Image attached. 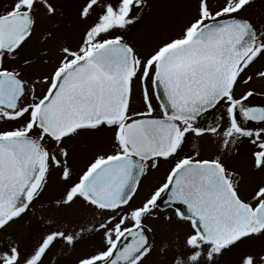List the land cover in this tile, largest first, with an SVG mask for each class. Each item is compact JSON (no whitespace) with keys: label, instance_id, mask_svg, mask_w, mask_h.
Wrapping results in <instances>:
<instances>
[{"label":"snow or ice","instance_id":"1","mask_svg":"<svg viewBox=\"0 0 264 264\" xmlns=\"http://www.w3.org/2000/svg\"><path fill=\"white\" fill-rule=\"evenodd\" d=\"M68 2H0V264L86 241L72 264H264V16L252 0H172L185 17L143 50L132 32L151 0H71L72 38ZM50 189L39 239L15 238ZM75 209L89 219L69 227Z\"/></svg>","mask_w":264,"mask_h":264},{"label":"rangeland","instance_id":"2","mask_svg":"<svg viewBox=\"0 0 264 264\" xmlns=\"http://www.w3.org/2000/svg\"><path fill=\"white\" fill-rule=\"evenodd\" d=\"M0 2H2V0H0ZM151 3L152 10L146 17L144 24L137 26V28L134 29L132 32V35L135 37L137 42L142 45L143 50H147L148 48H150L152 44L156 42L157 38L162 36L165 32L178 27V24L186 15V11L181 8L179 4H173L172 0H151ZM66 12L69 16V22L72 24V26L66 31L69 35V38H72V34L75 30V24L71 20L73 16L71 0H69L68 5L66 6ZM246 14L257 18L264 16V0H252L250 8L246 10ZM258 83L260 82L258 81ZM260 84L261 85H258L257 81H255V84L253 85L257 93L258 99L264 98L262 97L263 94L261 93L264 92V83ZM104 142H107V137H99L96 142V145L100 147L106 146ZM194 143L202 145L205 154H208L210 152L211 145L207 139L203 141H195ZM76 151L77 156L79 155L81 157V164L87 160L88 156L91 153V149L87 146L86 142L84 141H81L78 144ZM234 163L238 167H245L244 162L242 160H236L234 161ZM167 168L168 165L160 169L156 175L148 179L146 178V180L144 179L142 181L139 194L136 198L137 200H139L146 192H148L152 185L158 183L164 177ZM55 194L56 193L51 189L46 191L42 200L38 201V204H36L37 210H35L34 213L33 211H30L24 218L17 221V223L12 226V233L15 238L22 241L29 239L35 241L39 239V233H41V223H44L43 225L45 227L48 221L52 219L55 215L54 209L48 207V198ZM82 214L83 213L78 212V209L70 211L66 214L65 222L69 227H71V224L74 225L82 223L83 221L89 219V216L87 215V218L82 220V218L79 217ZM37 224L39 225V230H36ZM155 227L157 229L158 238L159 236L171 237L173 236L176 230L174 226H166L163 224H157L155 225ZM87 248H89L87 241L81 245H78L75 252L63 246L55 247L53 248V250H51V252H49L48 256L45 257V263L47 262V264H53L54 259V264H57L56 262H59V264H68L69 256L71 255V253H76L77 255L78 252L87 250Z\"/></svg>","mask_w":264,"mask_h":264},{"label":"flooded vegetation","instance_id":"3","mask_svg":"<svg viewBox=\"0 0 264 264\" xmlns=\"http://www.w3.org/2000/svg\"><path fill=\"white\" fill-rule=\"evenodd\" d=\"M260 83H262V82H260ZM260 83H258V81H257V84L258 85H261ZM255 84V81L253 82V85ZM253 85H252V87H253ZM254 88V87H253ZM255 89V88H254ZM261 93H264V92H261ZM262 97H264V94L262 95ZM252 102L253 103H255V104H262V103H264V98H260V99H258V96H257V94L252 98ZM105 143V145H107V142H104ZM79 156V155H78ZM81 162V157L79 156L78 157V161H77V165L78 166H81L82 164L80 163ZM79 164H81V165H79ZM167 164H162L161 165V167H160V169H162L164 166H166ZM159 169V170H160ZM159 170H157V171H154V172H152L150 175H148L146 178L148 179V178H150V177H152V176H154V175H156L157 173H158V171ZM165 175V174H164ZM146 178H145V180H146ZM36 204H38V201L36 202ZM37 207V206H36ZM36 210H37V208H36ZM31 211V210H30ZM29 211V212H30ZM78 212L79 213H83L82 215H80L79 217L80 218H82V220H84L85 218H87L86 216L88 215L89 216V214L88 213H86V212H84L83 210H81V209H78ZM25 217V216H24ZM23 217V218H24ZM86 221V220H85ZM85 221H83L82 223H84ZM44 223H41V226H40V232H42L43 231V229H44V225H43ZM78 224H80V223H78ZM71 225H73V224H71ZM40 235H41V233H39ZM91 243H92V241H87V244H88V246H90L91 245ZM86 248V247H85ZM88 249V248H87ZM53 250V249H52ZM77 254H79V252L77 253ZM55 256V255H54ZM54 256H53V258H54ZM74 256H76V253L75 254H72L71 253V255L69 256V261H68V264H72V262H73V260H74ZM56 257V256H55ZM57 263V262H56ZM45 264H47V262L45 263ZM53 264H54V259H53Z\"/></svg>","mask_w":264,"mask_h":264}]
</instances>
